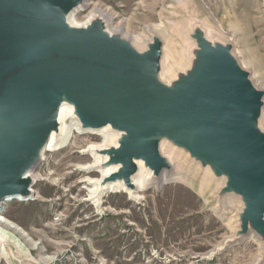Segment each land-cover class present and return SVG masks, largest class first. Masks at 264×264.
<instances>
[{"label":"water","instance_id":"obj_1","mask_svg":"<svg viewBox=\"0 0 264 264\" xmlns=\"http://www.w3.org/2000/svg\"><path fill=\"white\" fill-rule=\"evenodd\" d=\"M85 3L0 0V209L34 197L31 172L75 123L112 136L84 152L115 168L93 182L97 205L121 183L141 199V174L158 189L184 177L232 220L213 253L253 237L264 262V65L234 26L251 0L176 1L161 33L138 39L100 13L76 23ZM25 254L0 229V255Z\"/></svg>","mask_w":264,"mask_h":264},{"label":"rangeland","instance_id":"obj_2","mask_svg":"<svg viewBox=\"0 0 264 264\" xmlns=\"http://www.w3.org/2000/svg\"><path fill=\"white\" fill-rule=\"evenodd\" d=\"M176 1L88 0L75 19L84 22L91 10L100 9L115 27L139 38L145 27L168 23ZM250 5L241 26L264 65V0ZM92 143H103V137L74 133L35 170L34 197L5 203L1 216L17 227H4L26 254L13 262L0 258V264H258L261 247L253 237L213 253L233 232L232 220L224 206L211 205L208 194L184 177L160 189L150 186L136 200L124 190L111 191L97 205L86 180L101 172L81 168L95 160L82 152Z\"/></svg>","mask_w":264,"mask_h":264},{"label":"bare ground","instance_id":"obj_3","mask_svg":"<svg viewBox=\"0 0 264 264\" xmlns=\"http://www.w3.org/2000/svg\"><path fill=\"white\" fill-rule=\"evenodd\" d=\"M88 8V0H86V3H85V5L83 6V7H81L78 11H77V13H75L74 14V16H73V19H74V21L76 22V23H78V24H82V23H85V22H87L88 20H90V18L95 14V13H100V14H102V15H106L107 17H108V19L109 20H112V18H111V15L110 14H107V13H105V12H103V11H101L100 9H93V10H91L90 12H89V14H88V16H87V20L86 21H84V22H78L76 19H75V17H76V15L80 12V11H82V10H85V9H87ZM245 18V17H244ZM244 18H243V21H244ZM113 21V20H112ZM261 23H262V25L264 26V19L261 21ZM114 26V25H113ZM234 26H239L240 27V25H237V24H235ZM115 27V26H114ZM155 27V26H154ZM245 27H247V25H246V23H245ZM116 28H118V27H116ZM241 28V30L243 29V30H245L244 29V27L243 26H241L240 27ZM154 31H158L159 33H161L160 31H162L161 29H156V28H154L153 29ZM246 31V30H245ZM263 31H264V29H263ZM136 38V37H135ZM138 39V38H137ZM255 50V49H254ZM251 51H252V54L254 55V52H253V50L251 49ZM79 133V134H88V133H97V134H100L102 137H103V143H100V144H90L89 146H99V147H103V146H105V144L107 143V142H109V141H111L112 140V136H111V134L110 133H108L107 131H105V130H88V131H85V132H81L79 129H78V127L76 126V124L75 123H72L67 129H65V131H64V134H63V136L61 137V138H58V139H56V138H52V140L50 141V143H49V145H48V147L46 148V150H45V152H44V157L46 156V154L48 153V152H52V151H56V150H58V149H61V148H63V147H65L66 145H68L69 143H70V141H71V139L73 138V135H74V133ZM88 146L84 149V150H82V152H86L88 149ZM89 153H91L92 155H93V152L92 151H89ZM44 157H43V160H44ZM94 157V156H93ZM95 159V158H94ZM95 163V160H94V162L93 163H91V164H89V165H87V166H83V167H81L83 170H85V171H89V172H91V171H99V172H101V177L104 175V174H107V173H109V172H111L112 170H114L115 168H110V169H106V170H100V169H92L91 167L93 166V164ZM80 167V166H79ZM36 170V169H35ZM35 170L34 171H32L31 172V175L33 176V178L34 179H37L36 177H35V175H34V172H35ZM100 178H98L97 180H99ZM171 178H167V177H164V180H163V182H164V184L166 183V182H168L169 180H170ZM176 179V178H175ZM96 179H92V178H90V179H87L86 181H87V183H89L90 184V194H91V196H90V199L91 200H93V194H95L96 193V185H97V183H93L94 181H95ZM96 180V181H97ZM135 182H136V184H137V186H138V191L136 192V195L137 196H140V193L142 192V191H144L146 188H148V186L150 185V181L147 179V177L144 175V174H141V175H139V176H137L135 179ZM156 182H154L153 183V185L154 186H156V184H155ZM96 184V185H95ZM120 186H122V189L121 190H124L125 192H127L128 194H129V191H127V190H125V188H124V186H123V184L121 183L120 184ZM150 187V186H149ZM32 189H33V187H32ZM34 190V189H33ZM88 190H89V188H88ZM111 191H113V190H111ZM111 191H109V192H111ZM114 191H117V190H114ZM109 192H107V193H109ZM106 193V194H107ZM10 200H21V201H27V200H22V199H20V198H14V199H8V200H6L4 203H6V202H8V201H10ZM5 205V204H4ZM4 208V207H3ZM3 208H1L0 209V229H5L7 232H10V231H8L5 227H4V225L5 226H7V227H9V228H11V229H14L15 227H17L16 225H13V223H11L10 222V220L7 218V217H4V216H1L2 215V210H3ZM28 249V248H27ZM0 257L1 258H5L3 255H0Z\"/></svg>","mask_w":264,"mask_h":264}]
</instances>
